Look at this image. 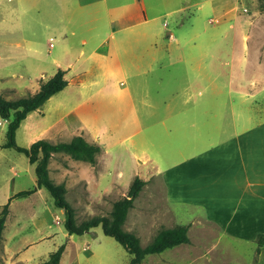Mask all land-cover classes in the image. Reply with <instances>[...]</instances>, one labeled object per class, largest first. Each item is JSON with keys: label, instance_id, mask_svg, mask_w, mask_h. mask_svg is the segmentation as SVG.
I'll return each mask as SVG.
<instances>
[{"label": "rangeland", "instance_id": "1", "mask_svg": "<svg viewBox=\"0 0 264 264\" xmlns=\"http://www.w3.org/2000/svg\"><path fill=\"white\" fill-rule=\"evenodd\" d=\"M142 1L156 4L157 11L153 12L148 7L147 12L150 16L156 13L160 17L149 22L155 27V36L146 38L139 47L136 46L137 59H127L125 50L120 48L123 60L135 70L134 76L126 78L127 84H121L124 78L117 79L120 88L133 86L130 98L175 101L190 97L212 101L197 109L203 133L212 132L213 127L219 125L229 129L233 111L251 116L249 125L264 119V0H106L99 6L104 9L107 4L115 8L132 4L142 7ZM197 1H201L200 7L180 11V7ZM76 4L77 0H72L71 11L62 12L54 0H0V71L7 75L0 85L13 86L1 87L0 93L6 98L32 94L38 83L37 77L41 75L40 69L45 74L56 71L53 61L56 48L50 51L49 41L51 37H56L55 31L60 24L65 19L69 20L67 17H74V21L72 18L68 24L69 28L77 32V36L71 40L74 44H79L81 36L94 40L106 34L109 29L106 14L105 17L100 15L101 22L97 21L96 24H84L83 17L77 22L78 12H83L75 11ZM88 9L95 7L92 5ZM143 30L144 25H136L132 29L135 32ZM129 31L119 28L115 32L116 39L119 40ZM245 34L251 39H245ZM171 35L173 37L170 38ZM17 43L19 46H16ZM93 44L90 42L88 46ZM33 47L38 49L37 53L32 52ZM154 52L160 58L156 62L144 56ZM42 80L45 79H41L40 83ZM190 84L193 86H188ZM106 101L108 99L100 97L89 107L112 112L115 108ZM152 109L160 116L161 108ZM176 109L173 108L174 111ZM185 111L191 115L193 108L188 106ZM215 114L217 117L212 118ZM7 127L8 120L0 116V216L12 194L30 189L36 182L35 164L30 163L28 157L15 148L3 147ZM224 131L221 129L220 133ZM153 132L158 141L160 129ZM167 139L177 142L175 133L167 135ZM16 141L22 146L30 145L22 127L16 131ZM175 143L171 145L172 148ZM155 153H159L162 158L159 148ZM67 154L60 156H68L65 161L70 164L79 163ZM56 158L51 165L52 175L57 181L63 182L64 179V183L70 185L66 198L75 208L78 222L95 214L108 215L113 202L127 195L129 187L115 186L110 193L98 198L97 188L88 187L86 181H81L76 175L78 168L73 170L70 167L67 176L60 174L58 168L61 163ZM171 207L176 220L168 217L171 208L164 200V186L157 177H152L134 200L124 228L138 235L144 246L152 241L162 227L193 222L192 226L188 224L190 244L180 248L177 255H171L177 247L168 248L161 254H149L144 258V264H212L208 259L209 242L219 237L221 243L212 254L222 264H253L255 257L257 259L255 245L258 244V238L254 243L221 236L210 230L200 209L182 204H173ZM36 212L41 213V217L35 219L33 214ZM154 213L161 214L162 218L157 215L153 219L151 216ZM52 220L57 224L52 223ZM34 222L35 226L44 223L47 230L56 232L57 244L68 241L64 235V210L54 205L53 197L43 188L42 193L35 191L27 198H15L10 202L2 233L0 264H6L8 258L5 244L20 239L18 233L39 236L33 230ZM73 237L69 243L67 261L74 264H130L132 255L114 237L106 235L101 225L81 235L73 234ZM197 252H200L198 261H192ZM161 255H168V258L161 260Z\"/></svg>", "mask_w": 264, "mask_h": 264}, {"label": "crops", "instance_id": "2", "mask_svg": "<svg viewBox=\"0 0 264 264\" xmlns=\"http://www.w3.org/2000/svg\"><path fill=\"white\" fill-rule=\"evenodd\" d=\"M54 1L58 3L60 11H71L72 0ZM104 1L106 0H77L75 11L83 12H78L76 21L83 17L82 22L87 25L101 22L100 15L105 17L106 14L109 27L105 32L106 36L94 40L81 36L79 44H74L71 40L77 36V32L68 26L72 18L74 21V17H67L69 20L65 19L56 29V37H51L49 41L50 51L56 48L53 57L56 71L45 74L40 69L41 75L37 77L38 83L35 91L31 93L40 89L41 79L50 78L59 68L66 71L68 84L39 108L31 111L18 127L23 128L30 145L38 139L58 143L81 135L87 141L100 146L94 163L73 158L79 163L70 164L65 161L68 156H60L66 155L65 152H54L49 162L50 177L56 183L65 181H57L52 175L51 165L58 157L61 163L59 173L67 176L70 167L73 170L78 168L76 175H79L81 181L85 180L88 187L97 188L98 198L110 193L115 186L129 187L136 176L147 182L152 177H157L164 186V200L171 208L168 217L176 220L171 205H187L200 209L199 212L204 215L210 230L221 236L255 243L256 238L262 234L264 241V119L249 125L251 116L233 111L229 129L219 125L214 126L212 132L203 133L197 109L205 107L206 103H213L212 101L190 97L175 101L130 98L133 86L125 85L120 88L117 79L124 78L121 84H127L128 77L134 76L135 70L123 60L120 48L125 50L127 59H137L136 46L139 47L146 38H154L155 27L149 22L157 20L160 15L153 13L150 16L147 12L148 7L153 12L157 11V5L153 2L148 4L147 1H142V7L132 4L115 8L107 4L106 9L100 8L99 4ZM200 2L184 5L180 7V11L200 7ZM92 5L95 9H88ZM136 25H144V30L132 31ZM117 26L123 31H131L117 40ZM243 37L251 39L247 34ZM90 42L94 44L88 46ZM245 47L247 48L246 43ZM31 50L33 53L38 52L35 47ZM144 56L154 62L160 59L155 56V52ZM6 77L0 71V84ZM191 85L193 86H188ZM1 87L13 86L3 84L0 89ZM100 97L108 99L106 103L115 109L111 112L103 108H90L92 102ZM188 106L193 108L191 115L185 111ZM212 106L213 104L208 108ZM158 107L161 108L160 116L152 109ZM174 107L177 108L176 111L173 110ZM113 112L115 115L111 116ZM215 117L217 114L212 118ZM159 129L161 135L156 141L153 131ZM221 129L225 131L220 133ZM172 133L176 134V143L167 139V135ZM173 143L175 144L172 148ZM158 148L162 151V158L159 153H155ZM65 184L67 188L70 186L67 182ZM37 191L42 193L43 188H38ZM157 215L162 218L157 213L151 217L155 219ZM33 216L35 219L39 218L41 213L36 212ZM52 223L55 222L52 220ZM192 224L193 222L191 226ZM33 230L38 237L21 232L17 236L22 239L5 244L8 255L6 264H43L50 253L61 245H64V251L60 264H74L67 261V251L69 243L74 239L73 234L70 235L66 230L64 235L68 241L57 244L56 232L47 230L44 223L35 226L34 222ZM190 243L191 237L189 243L174 246L177 248L172 250L171 255H177L180 248ZM220 243V237L209 242L208 259L212 264H222L212 254ZM257 247L258 244L255 245L257 259L255 257L253 264H264V243L259 253ZM195 251L196 249L194 254ZM199 257L200 252H197L192 261H198ZM166 258L168 255H161V260Z\"/></svg>", "mask_w": 264, "mask_h": 264}, {"label": "trees", "instance_id": "3", "mask_svg": "<svg viewBox=\"0 0 264 264\" xmlns=\"http://www.w3.org/2000/svg\"><path fill=\"white\" fill-rule=\"evenodd\" d=\"M66 71L59 68L57 72L40 83V89L27 96H19L14 99L6 98L0 93V116L8 120L6 142L3 147H12L24 153L30 163L35 164L36 186L18 191L9 197L0 216V247L3 240L6 217L9 212L10 202L15 198H25L37 191L38 188H46L53 197L54 205L64 210V227L70 235H81L90 231L93 227L101 225L106 235L114 237L131 255L130 264H144L143 260L148 254L160 253L167 248L189 243V226L179 224L174 227H163L147 245H142L141 239L133 232L124 228L129 210L134 206V200L147 181L136 176L129 186L127 195L113 202V207L108 215L95 214L81 222L76 219L75 208L67 201L68 191L65 183H56L49 173V162L54 152H65L75 159L94 163L100 151V146L87 141L83 136H75L67 142L52 143L47 139H38L30 146L19 145L16 141V131L21 122L33 110L39 108L52 95L61 91L68 84L65 77ZM263 235L258 236L257 253L263 245ZM64 251V245L50 253L43 264H60Z\"/></svg>", "mask_w": 264, "mask_h": 264}]
</instances>
